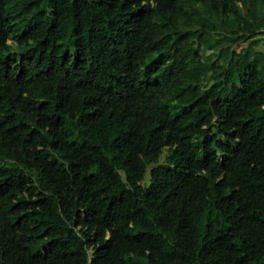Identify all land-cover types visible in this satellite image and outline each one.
Masks as SVG:
<instances>
[{"label": "trees", "instance_id": "trees-1", "mask_svg": "<svg viewBox=\"0 0 264 264\" xmlns=\"http://www.w3.org/2000/svg\"><path fill=\"white\" fill-rule=\"evenodd\" d=\"M0 264H264V0H0Z\"/></svg>", "mask_w": 264, "mask_h": 264}, {"label": "rangeland", "instance_id": "rangeland-1", "mask_svg": "<svg viewBox=\"0 0 264 264\" xmlns=\"http://www.w3.org/2000/svg\"><path fill=\"white\" fill-rule=\"evenodd\" d=\"M208 54H210L209 52H208ZM165 154V151L163 152V155ZM147 177H148V175H146V177H145V179H144V182L143 183H147Z\"/></svg>", "mask_w": 264, "mask_h": 264}]
</instances>
